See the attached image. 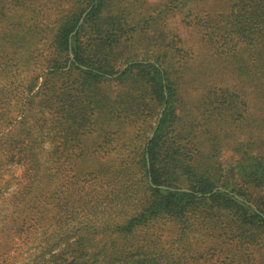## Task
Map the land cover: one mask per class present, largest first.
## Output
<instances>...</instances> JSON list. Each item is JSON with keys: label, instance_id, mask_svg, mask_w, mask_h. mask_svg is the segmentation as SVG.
Returning <instances> with one entry per match:
<instances>
[{"label": "trees", "instance_id": "1", "mask_svg": "<svg viewBox=\"0 0 264 264\" xmlns=\"http://www.w3.org/2000/svg\"><path fill=\"white\" fill-rule=\"evenodd\" d=\"M199 1L57 0L53 21L36 4L26 18V0H9L8 16L0 6V156L25 178L0 221V264L35 224L32 264H264V149L237 142L210 98L194 103L200 122L180 112V39L146 33L155 8L189 5L198 48L264 96V0L216 12ZM34 107L53 144L45 159L25 125ZM225 142L239 154L231 180Z\"/></svg>", "mask_w": 264, "mask_h": 264}, {"label": "rangeland", "instance_id": "2", "mask_svg": "<svg viewBox=\"0 0 264 264\" xmlns=\"http://www.w3.org/2000/svg\"><path fill=\"white\" fill-rule=\"evenodd\" d=\"M143 1L151 7L168 0ZM199 2V4L204 5L209 10L216 12L222 10L226 5L229 6L231 0H200ZM8 3L9 0H0V6L4 8L3 13L6 16L9 15L10 6ZM56 3L57 0H26L21 5V8L25 17L28 18L30 17L29 11L33 8L31 5L36 4L37 11H40V17L41 14H44L46 18L53 21L55 20L56 14L53 6ZM186 6L179 9L181 13L173 8L167 9V6L162 7V13H159V9L155 8L153 15L158 16L160 14V19L154 27H148L146 29V33H158L166 37L174 34L180 39L179 46L184 50V53L181 55V62L184 64L186 62L181 67L182 80L178 88L179 95L182 99L179 102L180 112L190 115V119L194 123L196 121L200 122L202 120L201 114L204 112V106L198 108L194 106V103L199 97H205V99L210 98L208 102H210L211 106H219L222 108V115L232 116L230 117L232 119L231 123L226 129L231 131V136L236 138L237 142H242L250 138L255 147L254 152H258L259 149H264V96H257L256 92L252 91L247 85L231 77L228 73V67L225 64L222 65L220 62H215L214 60L211 62L204 46L198 48L201 41L197 30L182 21L184 17L183 13L186 12L189 5ZM191 8L197 14L202 12V8L197 7L196 4H192ZM87 9L88 7L85 11ZM125 64L121 65V68ZM211 90L216 94V97H212L213 95L210 94ZM161 110L162 107L158 112L154 128L158 124ZM239 112L241 113L240 115H238ZM39 114L34 107L32 113H29L27 116L25 125L30 129L29 132L32 136L38 139L41 138V158L45 159L47 153L53 148V144L47 137V127L45 125L40 127L39 122L35 119V116L38 117ZM17 127V124H14L10 128V131L13 134L19 132ZM153 131L149 132V137L152 136ZM238 156L239 154L233 149L231 144L225 142L220 147L217 160L221 165V172L225 179H233L234 176L230 175V172L237 163ZM23 169L24 167L20 164H9L4 156H0V221L6 213L11 212L13 209L11 199L25 181ZM263 191L264 189L259 191V193ZM43 235L41 227L35 224L28 236L23 233L20 237H16L10 241V261L12 264H32L36 253L40 250V242L43 239ZM164 235H166L164 237H169L171 233H165Z\"/></svg>", "mask_w": 264, "mask_h": 264}, {"label": "water", "instance_id": "3", "mask_svg": "<svg viewBox=\"0 0 264 264\" xmlns=\"http://www.w3.org/2000/svg\"><path fill=\"white\" fill-rule=\"evenodd\" d=\"M86 12V11H85ZM85 12H83L82 13V15H81V17H80V20H79V22H78V24L81 22V20L83 19V17H84V15H85ZM70 56V58L72 59V55L70 54L69 55ZM126 66V64L124 65V67ZM216 189H221V187H216L214 190H216Z\"/></svg>", "mask_w": 264, "mask_h": 264}]
</instances>
